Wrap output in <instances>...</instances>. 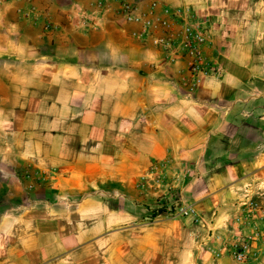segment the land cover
<instances>
[{"label":"crops","instance_id":"0c3cea01","mask_svg":"<svg viewBox=\"0 0 264 264\" xmlns=\"http://www.w3.org/2000/svg\"><path fill=\"white\" fill-rule=\"evenodd\" d=\"M97 1L0 4V264H239L214 252L251 231L244 206L264 232V0ZM121 2L204 20L218 72L189 92L188 60L138 41ZM162 162L163 198L143 181Z\"/></svg>","mask_w":264,"mask_h":264},{"label":"built area","instance_id":"2783aa9c","mask_svg":"<svg viewBox=\"0 0 264 264\" xmlns=\"http://www.w3.org/2000/svg\"><path fill=\"white\" fill-rule=\"evenodd\" d=\"M11 0H0V4H5ZM106 2L98 0L95 4V13L104 10ZM155 5H152L147 14L152 15ZM120 12L122 17L128 22H139L142 24L140 32L135 35V38L140 42L149 40L152 45L162 50L169 61L185 57L188 60V91L192 92L198 86L202 77L216 74L215 69L205 58L202 47L207 40L205 30V21L197 18L187 10L176 9L174 11H166L171 19H143L136 15L134 8L127 2L120 3ZM95 14L93 17L85 16L82 19V24L93 25ZM180 24L178 28L175 25ZM160 30L157 35L155 32ZM170 171L168 162L153 163L145 172L143 181L149 183L157 197H165L170 194L174 188V183L179 180V173ZM162 204L158 205L157 209H162ZM242 213L243 217L235 219L237 224H241L244 230L251 228L248 235L244 239L232 245L223 244L220 249L214 252L215 257H220L222 254L230 255L234 261L239 264H245L249 260L255 258L254 243L260 239L264 241V232H260L253 222V212L250 206H244ZM187 213L194 212L189 207L184 206L180 202L173 203V208L168 209L167 216L175 218L184 216Z\"/></svg>","mask_w":264,"mask_h":264}]
</instances>
